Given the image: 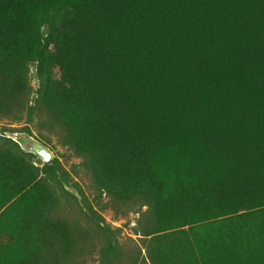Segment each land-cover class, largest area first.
I'll return each mask as SVG.
<instances>
[{
  "label": "trees",
  "instance_id": "1",
  "mask_svg": "<svg viewBox=\"0 0 264 264\" xmlns=\"http://www.w3.org/2000/svg\"><path fill=\"white\" fill-rule=\"evenodd\" d=\"M23 117L138 214L128 252L85 202L99 264H264V0H0V119ZM33 157L0 138V264L74 253L68 173Z\"/></svg>",
  "mask_w": 264,
  "mask_h": 264
},
{
  "label": "rangeland",
  "instance_id": "2",
  "mask_svg": "<svg viewBox=\"0 0 264 264\" xmlns=\"http://www.w3.org/2000/svg\"><path fill=\"white\" fill-rule=\"evenodd\" d=\"M48 30V24H44L40 28L43 44ZM51 76L58 77L57 69L52 70ZM28 82L32 91L30 96L32 104L38 97L40 85L37 62L29 64ZM24 119L25 117L19 122L0 119V138H8L24 152L32 154L34 156L32 161L36 166L41 168L44 164H48L55 167L54 161H56L68 173V179L63 182L64 191L58 192V203L50 215L68 226L73 240L70 251L74 253L64 256L61 261L64 264H99V252L104 246L100 237V227L104 225V222L98 221L97 227L89 221L87 215H90V211L85 207V202L91 205L92 210L97 212L106 224H109L113 229H119V241L124 243L128 252L135 245H139L138 236L134 235L132 231L136 225L138 214H125L122 208L104 207L108 198L104 195L98 198L99 195L93 180L81 165V160L63 147L55 136L48 135L43 130L41 132L44 134L41 136L36 119H33V123L28 125L30 133L24 131L27 126ZM40 151H45L51 156L49 162L44 161L39 154ZM79 210H83L82 215L77 212ZM57 251L58 249L50 248L49 254L56 255ZM126 264H129L128 261Z\"/></svg>",
  "mask_w": 264,
  "mask_h": 264
},
{
  "label": "water",
  "instance_id": "3",
  "mask_svg": "<svg viewBox=\"0 0 264 264\" xmlns=\"http://www.w3.org/2000/svg\"><path fill=\"white\" fill-rule=\"evenodd\" d=\"M39 154L46 162H49V160L51 159V156L45 151H40Z\"/></svg>",
  "mask_w": 264,
  "mask_h": 264
}]
</instances>
